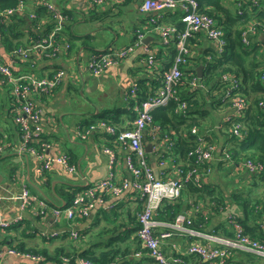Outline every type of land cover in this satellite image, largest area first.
Segmentation results:
<instances>
[{"label":"crops","instance_id":"obj_1","mask_svg":"<svg viewBox=\"0 0 264 264\" xmlns=\"http://www.w3.org/2000/svg\"><path fill=\"white\" fill-rule=\"evenodd\" d=\"M43 1H51L53 5L72 11L71 18L56 38V46L62 48V51L53 58H36L32 55L37 60L33 69L36 75L51 76L55 71H60L61 82L50 93L32 98L41 110L38 126L43 140L50 144L48 154L53 157L67 154L70 163L76 164V169L70 172L63 164L54 161L49 169L41 174L38 171L39 158L36 155L18 154L16 147L20 140L19 131L7 113L9 95L6 90L0 88V137L9 142V147L0 154V221L11 220L8 227L0 229V245L28 251H45L50 257H57H52V260L46 262L58 264H77L81 256H96L105 250L117 253L114 264H158L147 255H134V251L139 249L135 229L137 214L143 206V201L133 187L123 190L119 195H105L102 199H94L90 211L72 221L63 216L57 221H54L51 215L40 218L32 209L20 207L18 195L24 186L49 205L61 206L70 202L77 188L110 176L106 148H112L117 153L118 160L113 167L115 180H130L131 175L125 158L131 151L127 145L118 144L116 139L110 136L101 125L100 119H117L118 128L123 129L131 125L133 117L125 100L126 94L132 87L137 86L136 95L147 97L159 85L161 72L171 66L174 54L173 44L161 43L158 31L148 25L149 17L156 12H142L139 9L140 0H110L91 15L87 0H27L24 23H21L22 35L19 37L24 45L34 42L38 37L34 20L31 21L28 14L40 9L39 3ZM224 3L232 9L231 0H225ZM172 15H176V18H171ZM178 15V11H166L161 21L171 24L178 20ZM46 25L47 22L40 31L48 27ZM137 30H140L144 37L135 44ZM29 31L34 35L29 34ZM188 41L193 49L190 57L194 58L203 53V59L210 60L211 51L218 53L217 41L208 38L202 31L193 33ZM252 41V47L264 52V35L261 32H258ZM66 43L68 48L63 46ZM130 44H135L134 49L118 65L108 67L98 75L87 71L88 57L94 50L107 47L123 48ZM10 52L0 43V57L6 63L12 61ZM149 57L153 58L152 63L148 61ZM195 62L191 61L187 69L195 66ZM16 65L20 67L16 70H24V63L17 61ZM187 79L183 78L180 85L182 88L187 83L190 95L195 88L205 90L213 85V82H210L204 86L199 77L192 85L191 79ZM178 87L175 89L177 95ZM223 100L222 98L220 101ZM205 109H208L209 113H205V120L201 122L204 126L199 128L200 130L197 127V135L215 137L210 139L217 148L211 161L213 171L204 175L203 181L208 183L209 190L214 189L216 195L223 196L224 200L222 206L215 207L210 201L214 195L206 196L204 200L197 199L196 202L192 199L189 201L190 205L187 201L183 203L180 212L193 219V228L217 236L232 235L228 217L234 214L248 224L253 236L264 238L262 204H256L252 210L251 206H248L249 211L244 213L241 204L242 198L247 197L248 192L258 193L259 196L264 193V180L260 178L261 174L249 173L238 166V162H230V159L224 156V150H229L235 142L228 122L234 108L224 102L215 109ZM88 124L89 126L85 127ZM150 128L147 126L143 129L141 142L151 172L159 179L176 176L173 165L178 163V155L173 149L168 150L166 144L157 138L162 134V127L155 133ZM164 130H168L170 136H173V129ZM79 132L85 133V137H80ZM193 137L195 139L196 135ZM148 146L149 150L146 149ZM170 153L171 157L168 156ZM222 155L224 161H227L225 166L220 167L218 165L223 161ZM222 178L225 181L223 184ZM230 192L239 194L236 197L238 199L231 198ZM177 200L167 203H175ZM163 204L159 208L161 211L164 209ZM199 211L203 216L200 222ZM168 212L170 215L171 212ZM169 215L163 213L161 216L165 218H158L160 215L155 213L154 218L159 222L154 229L156 234L173 230L166 224L171 221L167 219ZM72 230L79 232L77 238L71 235ZM251 232L247 233L252 235ZM192 241L217 244L201 235L189 236L175 232L168 237H161L166 252L183 255L184 262L181 264L197 263L196 256L186 252ZM237 251L226 261L235 256ZM63 257H73L74 260L68 263ZM226 261L207 264H227ZM0 264L36 263L6 255L0 256Z\"/></svg>","mask_w":264,"mask_h":264},{"label":"built area","instance_id":"obj_2","mask_svg":"<svg viewBox=\"0 0 264 264\" xmlns=\"http://www.w3.org/2000/svg\"><path fill=\"white\" fill-rule=\"evenodd\" d=\"M110 0H87L89 12H95L98 8L109 3ZM118 1V0H114ZM228 1V0H227ZM232 9L236 14L241 15L252 6L258 10H264V0H231ZM40 8L47 11L48 14L38 16L36 11L29 12L28 16L33 20L35 29L38 31V37L28 45H22L10 52L12 61L6 63L0 57V88L6 90L9 95V106L7 113L9 114L13 124L16 125L20 140L16 150L18 154L25 155L31 153L39 158L38 171L43 174L49 169L52 162L56 161L63 164L68 171L73 172L76 164L69 162L66 154L59 156H51L48 154L50 144L43 140V136L38 126L41 118V110L34 103L32 97L46 95L50 93L60 82L62 73L55 71L53 75H36L34 66L37 63V56L56 57L62 48L56 46V38L65 23L71 18L65 9L60 6L53 5L51 1H43L39 3ZM27 3L20 0L15 7L0 8V24H7L10 18L16 13L26 11ZM139 9L147 14L156 12L155 15L149 17L148 21L152 28L158 31L161 42L164 44H173L176 49V57L173 64L167 71L163 73L162 85L156 89L153 94L143 98L140 106L136 107L137 117L134 121L135 128L132 130H124L115 137L118 144L127 145L131 151L126 156V164L129 169L131 179L116 181L113 176V167L117 162V153L112 148H106L105 151L109 155V166L111 174L103 180L77 188L74 191L73 198L66 205H49L47 201L38 197L24 186L18 195L20 199V207L23 209H32L40 218L52 216L54 221L60 217H65L68 221L74 220L76 217L87 214L93 207L94 199H102L105 195H119L123 190L133 187L143 201V206L137 214L136 237L139 242V249L134 251L136 256H144L152 258L158 264H181L184 257L181 254L166 252L162 250L161 237L169 236L175 232L189 236L201 235L209 241L217 242L216 245L206 242L192 241L189 243L186 252L197 258L196 264H207L214 261L224 263L230 255L237 250L251 252L264 258V238L252 236L246 232L244 226L240 223L236 215H229L228 222L233 230L231 236H217L209 233H202L190 226L189 217L179 216L171 230L160 235L154 232L153 227L159 225L154 218L156 211L164 201H172L181 195L182 188L188 181H194L197 184L203 180L204 175L208 172L204 168L211 165L216 150V144L205 142L204 136L197 135V127L192 128V134L196 135L197 146L190 153L194 164H186L185 167L174 163L173 172L176 176L167 180L156 178L146 164L144 146L141 142L142 131L145 127L150 126L153 133L161 130L160 126H154L149 115L150 109L158 105L166 103L173 98L177 102V108L182 113L186 112L187 103L179 97L174 90V86L181 81L182 72L180 66L190 59L189 38L193 33L202 31L205 35L217 41L218 52L223 50L225 39L223 30L217 19L210 14L198 11V3L196 0H140ZM166 11H178L179 21L184 24L182 30L178 26L171 23L161 21ZM47 22L48 27L43 26ZM46 25V26H47ZM261 32L264 35V20L254 19L242 27L240 31V40L243 45L249 46L253 42L255 35ZM144 37L140 30H137L135 44L140 42ZM135 44L127 45L123 48L108 47L93 53L88 57L87 71L98 75L108 67L118 65L125 59L134 49ZM63 46L68 48L66 43ZM36 56V58L34 56ZM24 63V70H16V62ZM148 61L153 62V58L149 57ZM264 79V73L262 75ZM197 81V77L191 79L193 85ZM221 81L224 82L222 90V98L228 101V104L234 108L233 113L229 116L230 129L233 136L238 139L243 137L241 128L245 110L248 107V99L239 93L230 94V89L238 87L239 80L233 73H224L221 75ZM201 85V83L199 84ZM135 87L129 90L126 97L136 96ZM262 105V102H260ZM101 125L113 134L116 127L105 121L100 120ZM80 137H85V133L79 132ZM160 142L166 144L168 150L173 149L174 137L170 136L168 130H163L161 136L157 137ZM9 147V142L0 137V154ZM224 156L231 160V155L224 150ZM171 157V153L168 155ZM222 155L221 160H224ZM140 160V166L134 164V160ZM226 161V160H225ZM200 165H205L199 168ZM238 166L243 167L247 172L252 174H261L264 171V163L257 159L245 158L239 162ZM11 223V220L0 221V229H5ZM264 225V221L262 222ZM184 225V226H183ZM79 232L71 231L74 238L78 237ZM14 255L25 258L33 263H41L46 261V257L41 253L22 250L13 246L0 245V256ZM65 262L74 260L72 257H63ZM77 264H98L83 257L78 259ZM106 264H114L113 261Z\"/></svg>","mask_w":264,"mask_h":264},{"label":"trees","instance_id":"obj_3","mask_svg":"<svg viewBox=\"0 0 264 264\" xmlns=\"http://www.w3.org/2000/svg\"><path fill=\"white\" fill-rule=\"evenodd\" d=\"M19 1L20 0H0V8L15 7ZM196 1L198 3L199 12L210 14L217 19L223 30L225 45L223 46V50L218 52L219 54L213 53V51H211L210 54L212 59L210 60L203 59V53L198 54V56H194V58H188L187 62L180 66L182 72L180 83L185 77L192 79L193 77L197 76L196 67L198 65H203L200 80L204 86L210 82H213V85L207 87L205 90L201 88H195L191 92L192 95H190L188 91V85L186 87V82L182 88L180 83L175 85L174 90L177 86H179L178 96L184 99L187 103L186 112L182 113L180 110H178L177 102L171 98L166 103L150 109L148 112L151 117L150 123H152L154 126H161L163 130L165 128L173 129V136L175 139L173 150L178 155V164L183 167H185L186 164H194V159H192L190 153L195 149L198 142L196 141V138L194 139L191 133V128L196 126L198 127V130H200L199 128L204 126L201 122H204L205 120V113H209V110L205 109L206 107L215 109L224 102L228 103L226 99H224L222 102L220 101L222 99V90H225L223 89L224 82L221 81V75L227 72L233 73L239 80V85L238 87L230 89V94L232 95L239 93L242 96L247 97L249 102L248 107L245 110V115L240 118L242 120L241 131L243 137L238 139V137L233 136L235 142L229 150L226 149L231 155L230 162L234 163L235 161L239 163L245 158H253L264 163V79H262V75L264 73V52L258 51L256 47H252L251 45H243L240 40V31L245 23L254 19L264 20V10H258L252 6L243 14L238 15L233 9H230L225 5V0ZM46 13V10L43 8L36 9V14L39 17L45 15ZM67 13L69 15L71 14L69 10H67ZM25 14V11L23 13H16L10 18V21L7 24H0V43H2L9 51L24 45V42H21L19 37L22 35L21 23H24ZM33 20L31 19V21ZM172 23L178 26L179 30H182L184 27V24H182L180 21H174ZM30 33L31 35H34L32 31H29V34ZM14 39H16L15 42ZM190 50H193L191 46ZM99 51L100 50H94L93 53H98ZM176 52L177 51L174 48L171 65L173 64V61L176 57ZM191 61L193 63L196 61L195 66L187 69ZM168 69L169 68L161 72L159 85L154 90L162 85L163 73ZM136 89H138L137 86ZM154 90L149 95L153 94ZM125 100L128 102V106L132 111L131 114L133 119L131 125L123 129L118 128L119 121L117 119L110 120L108 117L100 119L116 127V131L113 134L109 133L111 137L115 138L121 131L132 130L135 128L134 121L137 117L136 107L140 106L143 98L139 97V95H136L134 97H125ZM260 102H262V105ZM89 124L85 127H88ZM203 138L205 142L212 143L211 139H214L215 137L212 138L211 136H204ZM145 158L146 164L148 166L149 162L147 157ZM68 160L70 162V159ZM226 161L223 160L221 165L218 166H225ZM134 164H139L138 166H140V160L135 159ZM203 167H205V165L199 166V168ZM260 178L264 180V171L260 175ZM208 187V183H204L203 180H201L198 184L194 181H188L182 188L180 195L181 197H177L176 199L178 200L175 203H167V201L163 202L164 209H162V211L160 209L156 211L160 215L158 218H165V216L163 217L161 214L168 213L169 215L168 211H170L171 214L167 216V219L173 220L175 214L182 211L181 208L184 202L187 201L188 205H190V200L195 199L194 202H196L197 199L204 200L205 197L209 195H214L210 198V201L214 203L213 206H222L224 197L217 196L216 191L214 189L209 190ZM238 195L239 194H236L235 192H230V197L233 199H238L236 198ZM246 196L247 197H244L241 200L243 213L249 211L248 206H251L252 210L256 204L260 203L264 209V193L259 196L258 193L248 192ZM198 216L199 222L202 221L203 216L201 211L198 212ZM190 220V226L192 227L193 219L190 218ZM238 220L241 224H243L246 232H251L248 224L243 219H241L240 216ZM137 228L138 225L136 226L135 230H137ZM251 234L253 236L252 232ZM20 249L25 250L23 248ZM32 252L43 254L46 257V261L52 260V257L57 259V257H54L53 255L50 257L45 251ZM116 254L117 253L115 251L105 250L96 256L81 257L98 264H106L114 261ZM46 261L39 264L45 263Z\"/></svg>","mask_w":264,"mask_h":264},{"label":"rangeland","instance_id":"obj_4","mask_svg":"<svg viewBox=\"0 0 264 264\" xmlns=\"http://www.w3.org/2000/svg\"><path fill=\"white\" fill-rule=\"evenodd\" d=\"M100 8H101V7H100ZM100 8H98V9H100ZM63 9H65V10H69V9H67L66 7H63ZM69 11L71 12L72 10H69ZM92 13H94V12H90L89 14L91 15ZM177 17H178V20H177V21H179L180 16L178 15ZM171 18H176V15H172ZM160 41H161V39H160ZM161 43H162V42H161ZM107 48H108V47H107ZM226 152L229 153V151H226ZM229 154H230V153H229ZM204 170L207 171V172L210 174V173H212L213 168H212L211 165H207V166L204 168ZM169 178H172V176H170V177H165L163 180H167V179H169ZM229 178H231V177H229ZM218 181L221 182V179L218 178ZM223 183H225V181H224V179L222 178V184H223ZM228 183H229V182H228ZM37 196H38V195H37ZM38 197H39V196H38ZM160 206H161V205H160ZM179 216H184L185 218H187V216H186L185 213H183V212L177 213V214L175 215V217L173 218V220L166 222L167 226L170 227V228H172V229L174 230L175 228H173L172 225H174V224L176 223V219H177ZM183 226H184V225H183ZM153 229H155V227H153ZM173 230H172V231H173ZM175 230H177V229H175ZM166 237H168V236H166ZM162 250L165 251L164 248H163V245H162ZM240 251H241V250L237 251V252H236V255H235V256H232V258H231L228 262L226 261L227 264H264V258H263V257H259V256H256V255H254V254L245 253L244 251L240 252ZM227 260H228V259H227ZM38 264H39V263H38Z\"/></svg>","mask_w":264,"mask_h":264},{"label":"water","instance_id":"obj_5","mask_svg":"<svg viewBox=\"0 0 264 264\" xmlns=\"http://www.w3.org/2000/svg\"><path fill=\"white\" fill-rule=\"evenodd\" d=\"M203 69V65H198L196 67V74L197 76L200 78L201 77V71ZM147 150H149V146L146 147ZM42 264H58V263H55V262H45V263H42Z\"/></svg>","mask_w":264,"mask_h":264},{"label":"clouds","instance_id":"obj_6","mask_svg":"<svg viewBox=\"0 0 264 264\" xmlns=\"http://www.w3.org/2000/svg\"><path fill=\"white\" fill-rule=\"evenodd\" d=\"M198 77V76H197ZM224 99V98H223ZM262 174V173H261Z\"/></svg>","mask_w":264,"mask_h":264}]
</instances>
